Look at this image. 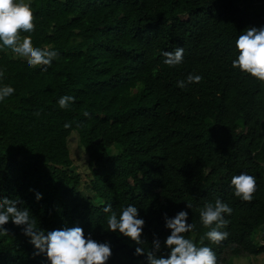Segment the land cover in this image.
I'll return each mask as SVG.
<instances>
[{"label":"trees","instance_id":"1","mask_svg":"<svg viewBox=\"0 0 264 264\" xmlns=\"http://www.w3.org/2000/svg\"><path fill=\"white\" fill-rule=\"evenodd\" d=\"M30 7L32 45L58 55L41 70L0 52V84L14 88L0 102V193L23 201L40 228L78 225L108 241L106 264L141 258L106 232L105 204L138 207L147 250L152 233L167 234L161 213L181 209L194 225L185 236L199 243L208 230L199 210L218 197L232 212L219 229L227 237L203 241L216 264L264 254V83L230 65L234 37L264 25V0H30ZM176 47L183 60L170 67L161 53ZM188 73L200 82L177 87ZM61 95L75 99L61 109ZM74 134L100 204L79 189L68 149ZM241 171L256 177L251 201L228 186ZM4 227L0 264H46L22 226Z\"/></svg>","mask_w":264,"mask_h":264},{"label":"clouds","instance_id":"2","mask_svg":"<svg viewBox=\"0 0 264 264\" xmlns=\"http://www.w3.org/2000/svg\"><path fill=\"white\" fill-rule=\"evenodd\" d=\"M33 14L30 0H0V52L8 51L14 57L24 60L27 67H47L58 53L50 47H34L31 33L33 31ZM27 33L28 35H21ZM233 58L230 65L233 69L264 83V25L249 26L234 37L232 42ZM183 48L163 51V63L168 66L178 65L183 60ZM201 80L199 74L188 73L183 80H177L179 88L186 84H196ZM14 88L0 84V102L10 97ZM71 95H61L56 103L64 109L74 101ZM38 115V113H37ZM87 116L88 113H83ZM69 125L65 123L64 127ZM232 195L241 201H251L256 188V177L241 171L232 175L228 181ZM31 191V190H30ZM34 199L39 201L41 194L34 192ZM191 205L185 204L189 209ZM102 211L106 213V232L125 238L132 247V256L141 258L139 264H216L213 250L203 241L219 243L227 237V232L219 229L226 226L225 216L230 215L232 208L220 198L205 202L199 210V223L206 229L200 242L185 236L194 225L189 221V212L181 209L172 216L161 213L163 227L167 234L160 238L152 233L150 248L141 245L144 242L142 233L145 220L139 215L138 207L128 203L119 211H113L110 204H105ZM11 222L20 227L21 234L33 248L34 256H42L46 264H106L112 255L108 241H97L91 233H85L80 226L54 228L45 230L37 224L18 197H6L0 193V237L8 236L5 224Z\"/></svg>","mask_w":264,"mask_h":264},{"label":"rangeland","instance_id":"3","mask_svg":"<svg viewBox=\"0 0 264 264\" xmlns=\"http://www.w3.org/2000/svg\"><path fill=\"white\" fill-rule=\"evenodd\" d=\"M10 53V52H9ZM10 56L12 58L14 57L13 54L10 53ZM68 149L70 158L72 159L74 163V169L73 171L77 174H80L81 176V182L79 189L84 194V196L88 197L91 196L93 199L94 204H100V200L93 195V192L87 187V178L83 174V168H82V161L83 157L81 155V149L79 146L78 138L74 134L72 135L68 140ZM109 153L115 154L117 153L116 149H112V151H109ZM227 259V257H226ZM233 264H264V254L258 255L256 257H251L249 260L246 259H236Z\"/></svg>","mask_w":264,"mask_h":264}]
</instances>
